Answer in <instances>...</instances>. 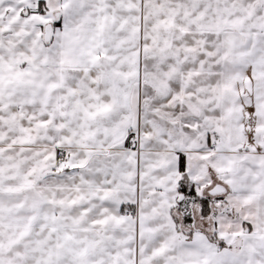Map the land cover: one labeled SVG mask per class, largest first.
<instances>
[{
  "label": "snow or ice",
  "instance_id": "6c2138e0",
  "mask_svg": "<svg viewBox=\"0 0 264 264\" xmlns=\"http://www.w3.org/2000/svg\"><path fill=\"white\" fill-rule=\"evenodd\" d=\"M0 264H264V0H0Z\"/></svg>",
  "mask_w": 264,
  "mask_h": 264
}]
</instances>
